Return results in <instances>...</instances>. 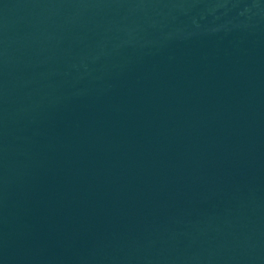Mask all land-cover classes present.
<instances>
[{"label":"water","instance_id":"95a60500","mask_svg":"<svg viewBox=\"0 0 264 264\" xmlns=\"http://www.w3.org/2000/svg\"><path fill=\"white\" fill-rule=\"evenodd\" d=\"M0 264H264V0H0Z\"/></svg>","mask_w":264,"mask_h":264}]
</instances>
